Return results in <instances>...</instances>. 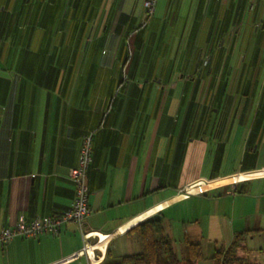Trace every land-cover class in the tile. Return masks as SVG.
<instances>
[{"label":"crops","instance_id":"crops-1","mask_svg":"<svg viewBox=\"0 0 264 264\" xmlns=\"http://www.w3.org/2000/svg\"><path fill=\"white\" fill-rule=\"evenodd\" d=\"M142 11L0 0V229L71 206L94 131L84 228L107 236L67 223L0 264H118L152 218L183 255L216 232L264 243V0H158L139 29Z\"/></svg>","mask_w":264,"mask_h":264},{"label":"built area","instance_id":"built-area-1","mask_svg":"<svg viewBox=\"0 0 264 264\" xmlns=\"http://www.w3.org/2000/svg\"><path fill=\"white\" fill-rule=\"evenodd\" d=\"M158 0H143V11L139 22V29L148 26L155 14ZM253 0H249L252 3ZM94 132H88L83 136L78 166L71 169L69 179L75 185V197L70 207L59 215L38 216L31 221L21 217L14 225L0 229V249L4 248L13 239L34 238L45 234L59 236L62 228L67 223H74L85 237H97L100 242L107 236L95 235L85 232V222L90 215L89 211V187L87 184L88 171L93 159ZM92 247L88 244L82 253H90Z\"/></svg>","mask_w":264,"mask_h":264},{"label":"trees","instance_id":"trees-1","mask_svg":"<svg viewBox=\"0 0 264 264\" xmlns=\"http://www.w3.org/2000/svg\"><path fill=\"white\" fill-rule=\"evenodd\" d=\"M205 64L207 65V62ZM131 231L140 237L142 251L123 256L118 264H201L205 259L202 245L188 239L185 240V254L180 259L174 241L166 233L162 218L144 221ZM244 236V234H239L230 246L216 250L212 258L213 264H264L247 255Z\"/></svg>","mask_w":264,"mask_h":264},{"label":"rangeland","instance_id":"rangeland-1","mask_svg":"<svg viewBox=\"0 0 264 264\" xmlns=\"http://www.w3.org/2000/svg\"><path fill=\"white\" fill-rule=\"evenodd\" d=\"M217 238H211V242L206 244L205 248V259L201 262V264H213V256L216 253V250H222L226 247V243L224 242V235L222 232H216ZM181 241L182 239L178 237ZM227 241V240H226ZM262 239H254L248 240L247 243V255L251 259H257L261 262H264V243ZM179 243V242H178ZM176 251L180 259L183 258L182 247L180 244H177Z\"/></svg>","mask_w":264,"mask_h":264},{"label":"bare ground","instance_id":"bare-ground-1","mask_svg":"<svg viewBox=\"0 0 264 264\" xmlns=\"http://www.w3.org/2000/svg\"><path fill=\"white\" fill-rule=\"evenodd\" d=\"M29 1H30V0H29ZM105 240H106V239H105ZM104 242H105V241H104ZM103 244H104V243H103ZM103 244H102V245H103ZM102 245H101V246H102Z\"/></svg>","mask_w":264,"mask_h":264},{"label":"water","instance_id":"water-1","mask_svg":"<svg viewBox=\"0 0 264 264\" xmlns=\"http://www.w3.org/2000/svg\"><path fill=\"white\" fill-rule=\"evenodd\" d=\"M197 67H198V63H197Z\"/></svg>","mask_w":264,"mask_h":264}]
</instances>
